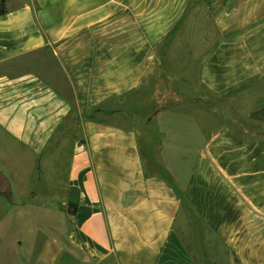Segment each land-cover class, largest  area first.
Segmentation results:
<instances>
[{
    "label": "crops",
    "instance_id": "0c3cea01",
    "mask_svg": "<svg viewBox=\"0 0 264 264\" xmlns=\"http://www.w3.org/2000/svg\"><path fill=\"white\" fill-rule=\"evenodd\" d=\"M3 1L0 160L30 156L63 210L77 188L71 264H264V0ZM22 245L11 264H55Z\"/></svg>",
    "mask_w": 264,
    "mask_h": 264
},
{
    "label": "rangeland",
    "instance_id": "374dc122",
    "mask_svg": "<svg viewBox=\"0 0 264 264\" xmlns=\"http://www.w3.org/2000/svg\"><path fill=\"white\" fill-rule=\"evenodd\" d=\"M143 117L145 118L146 116L144 115ZM189 125L184 123L181 126L184 137H187V134L190 133ZM251 126L254 128L261 127L258 124H251ZM262 134L264 135V133ZM183 142L184 144L180 147L164 146L163 150V157L165 156L172 161L173 166L177 167L176 169L182 179L191 166L192 160L196 157L195 153L203 151L202 147L195 148V146H190L189 143L191 141H185V138ZM174 150L183 152L187 156L186 160L175 162ZM141 152L145 170L148 173L161 174L167 177L171 184L175 185L163 169L156 149H152L142 143ZM8 154V160H0V171L8 177L11 183V191L8 195L0 193V264H11L14 262L11 254L12 248H9V246L14 242L17 235L24 240L22 251L27 253L32 259H35V262H37L36 258L43 254V249L49 245L50 247H55V259H57L55 264H71L72 250L63 243L57 242L61 238V234L64 237L69 223V217L66 216L61 205L64 194H61L59 180H55L47 171L38 177L35 174V167H33L30 156L22 157L25 158L26 162H20L19 166L17 163L12 162L11 153L9 152ZM29 174L33 175V177L29 176ZM58 175H61V173H58ZM14 185L16 188H14ZM10 199L24 203V207L22 206L16 210L15 206L8 204L9 206L7 205L6 209L4 204L9 203ZM183 208L184 210L181 208L182 211L178 217L182 221L186 212L184 203ZM190 213L197 218L194 212ZM177 224L178 229L183 225ZM182 235L185 241L189 243L188 233L183 230ZM201 260L203 259L201 258ZM38 264H45L43 257H40Z\"/></svg>",
    "mask_w": 264,
    "mask_h": 264
},
{
    "label": "trees",
    "instance_id": "16d2710c",
    "mask_svg": "<svg viewBox=\"0 0 264 264\" xmlns=\"http://www.w3.org/2000/svg\"><path fill=\"white\" fill-rule=\"evenodd\" d=\"M4 11H5L4 1L0 0V15H2ZM77 204H78V190L77 188L71 187L69 190L68 199L64 211L69 215H73L75 213ZM210 264H214V263H210Z\"/></svg>",
    "mask_w": 264,
    "mask_h": 264
},
{
    "label": "water",
    "instance_id": "95a60500",
    "mask_svg": "<svg viewBox=\"0 0 264 264\" xmlns=\"http://www.w3.org/2000/svg\"><path fill=\"white\" fill-rule=\"evenodd\" d=\"M0 193L5 195L10 193V181L2 171H0Z\"/></svg>",
    "mask_w": 264,
    "mask_h": 264
}]
</instances>
